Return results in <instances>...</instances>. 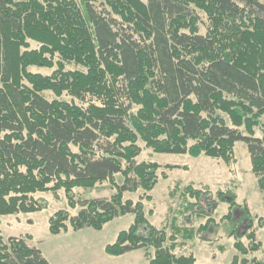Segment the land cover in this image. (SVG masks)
Here are the masks:
<instances>
[{
    "label": "trees",
    "instance_id": "1",
    "mask_svg": "<svg viewBox=\"0 0 264 264\" xmlns=\"http://www.w3.org/2000/svg\"><path fill=\"white\" fill-rule=\"evenodd\" d=\"M239 141L264 193V0H0V215L41 210L36 193L64 189L80 210H57L51 233L133 214L108 255L145 248L149 264H196L178 252V234L193 239L207 224L182 230L173 218L158 228L142 201L151 195L124 197L152 191L160 169L174 167L139 162L140 142L231 162ZM105 181L112 196L76 199L75 188ZM32 238L0 233V264H52ZM248 238L231 264H264L248 256L262 246Z\"/></svg>",
    "mask_w": 264,
    "mask_h": 264
},
{
    "label": "rangeland",
    "instance_id": "2",
    "mask_svg": "<svg viewBox=\"0 0 264 264\" xmlns=\"http://www.w3.org/2000/svg\"><path fill=\"white\" fill-rule=\"evenodd\" d=\"M205 29L202 26L203 33ZM69 68L75 67L69 65ZM32 70L51 74L54 69L34 67ZM256 134L262 135L260 128L256 129ZM140 145L143 150L137 157L139 162L154 161L163 167H174L160 169V173L165 171L166 177L160 175L152 191L146 193L140 189L127 192L125 199L138 202L144 194L151 195L152 199L144 198L142 201L147 218L158 228L169 227L173 218L182 230L207 224L193 239L185 240L184 231L178 234V239L186 242L184 249L178 252L193 254L196 264H231L233 256L238 253L235 243L240 240L249 247L251 241L248 234L254 232L256 242L259 241L262 246L248 256L264 258V226L260 221L264 217V193L259 189L257 177L253 173L246 143H236L231 162L205 155L155 153L145 148L143 142ZM116 179L122 182V175H116ZM188 185L203 192L194 195L186 193L185 187ZM219 191L230 194H224L221 198ZM74 193L76 199L110 197L115 189L111 181H105L92 188H75ZM233 197L235 204L230 202ZM35 198L45 201L43 209L0 215V233L5 238L32 235L31 245L38 247L52 264H149L144 258L145 248L121 256H111L105 251L108 244L116 241L120 231L130 227L134 220L133 214L115 218L101 230L85 228L76 231L69 228L53 234L49 229L51 215L66 208L76 215L80 206L70 208L64 189L58 192V196L49 191L38 192ZM190 203L193 205L190 206ZM252 220L253 227L248 229ZM141 232H144V228H141Z\"/></svg>",
    "mask_w": 264,
    "mask_h": 264
}]
</instances>
